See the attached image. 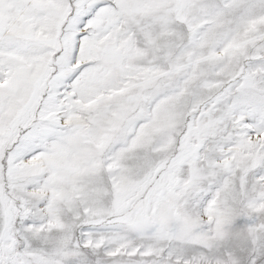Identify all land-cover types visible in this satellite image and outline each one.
<instances>
[{
    "label": "snow or ice",
    "instance_id": "6c2138e0",
    "mask_svg": "<svg viewBox=\"0 0 264 264\" xmlns=\"http://www.w3.org/2000/svg\"><path fill=\"white\" fill-rule=\"evenodd\" d=\"M0 264H264V0H0Z\"/></svg>",
    "mask_w": 264,
    "mask_h": 264
}]
</instances>
